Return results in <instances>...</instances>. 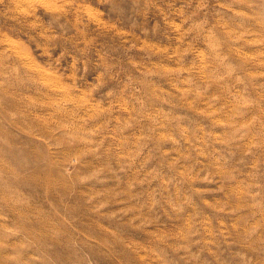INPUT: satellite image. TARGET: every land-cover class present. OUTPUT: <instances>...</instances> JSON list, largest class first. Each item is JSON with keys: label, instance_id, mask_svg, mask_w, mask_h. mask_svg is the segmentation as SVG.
<instances>
[{"label": "clouds", "instance_id": "clouds-1", "mask_svg": "<svg viewBox=\"0 0 264 264\" xmlns=\"http://www.w3.org/2000/svg\"><path fill=\"white\" fill-rule=\"evenodd\" d=\"M0 264H264V0H0Z\"/></svg>", "mask_w": 264, "mask_h": 264}]
</instances>
